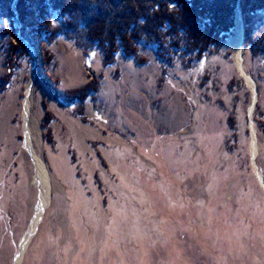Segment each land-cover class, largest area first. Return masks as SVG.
<instances>
[{
    "label": "rangeland",
    "instance_id": "1",
    "mask_svg": "<svg viewBox=\"0 0 264 264\" xmlns=\"http://www.w3.org/2000/svg\"><path fill=\"white\" fill-rule=\"evenodd\" d=\"M239 5L232 34L200 57L184 40L161 48L172 60L141 42L137 57L118 52L107 64L100 46L71 30L23 41L20 67L5 81L16 41L0 36V264H13L38 208L23 144L30 90L51 199L21 264H264V10L249 15L251 44L244 43L254 105L233 61ZM88 83L97 90L84 120L59 100Z\"/></svg>",
    "mask_w": 264,
    "mask_h": 264
},
{
    "label": "trees",
    "instance_id": "2",
    "mask_svg": "<svg viewBox=\"0 0 264 264\" xmlns=\"http://www.w3.org/2000/svg\"><path fill=\"white\" fill-rule=\"evenodd\" d=\"M237 1L0 0V20H7L6 25H0V36L7 35L16 41L8 44L10 71L5 81L20 67L25 55L23 41L35 45L42 38L56 40L64 31L71 30H80L89 42L100 46L107 64L115 60L118 52L137 57L141 42L160 50V58L172 60L176 54L163 52L161 48L179 49L184 40L186 51H195L200 57L218 39L232 34ZM239 7L245 24V45L250 46L248 17L264 10V0H242ZM29 16L32 17L30 32L23 28ZM44 52L48 63L52 53L47 49ZM96 90L94 84L88 83L68 90L61 98L56 90L53 93L60 102L75 105L76 115L85 120V104ZM181 236L184 238L185 234ZM168 252L169 249H163L162 257ZM188 257L192 259L191 255Z\"/></svg>",
    "mask_w": 264,
    "mask_h": 264
},
{
    "label": "bare ground",
    "instance_id": "3",
    "mask_svg": "<svg viewBox=\"0 0 264 264\" xmlns=\"http://www.w3.org/2000/svg\"><path fill=\"white\" fill-rule=\"evenodd\" d=\"M236 38L234 43V48L236 50L235 57L233 58L234 65L236 69L239 71L241 79L243 82H247L248 86L253 91V99L255 100V85L253 78L248 75L246 70L244 69V38L242 33V24L238 22L236 25ZM35 79V71L32 72L31 81L27 83L26 91L28 87H32V83ZM30 87V88H31ZM32 89V88H31ZM30 92H28L27 99L24 100L23 103V113H22V129L24 132V140L23 144L25 150L31 157V160L34 164L35 168V176L33 180V184L38 186V208L36 213L33 215L27 229L25 230L23 236L19 241V250L16 255L13 264H21L25 250L27 249L31 239L34 236V233L37 230V227L41 221V216L43 214L44 209L47 207L48 202L51 199V190H50V176L48 172V168L46 166L45 161L43 160L40 153L37 151L34 145L33 139V131L31 129V118H32V100L30 98ZM255 105V102H254ZM252 112V111H251ZM250 112V113H251ZM251 138H250V149L251 153L255 154L254 150L257 148V139L254 128H251ZM256 169V168H255ZM262 179V178H260ZM263 182V179L261 180ZM264 183V182H263Z\"/></svg>",
    "mask_w": 264,
    "mask_h": 264
},
{
    "label": "water",
    "instance_id": "4",
    "mask_svg": "<svg viewBox=\"0 0 264 264\" xmlns=\"http://www.w3.org/2000/svg\"><path fill=\"white\" fill-rule=\"evenodd\" d=\"M240 1L241 0H238V3H240ZM244 24L242 23V33H243V38H244ZM233 45V44H232ZM35 63H36V61H35ZM254 81V80H253ZM254 84H255V82H254ZM255 90H256V94H257V89H256V86H255ZM255 94V103H256V99H257V95ZM251 123L253 124V122L251 121ZM250 157H251V160H252V162H254V164H255V156H251L250 155ZM256 168H257V166H256ZM256 177H257V175H256ZM262 180V179H261ZM48 205H49V202H48Z\"/></svg>",
    "mask_w": 264,
    "mask_h": 264
}]
</instances>
